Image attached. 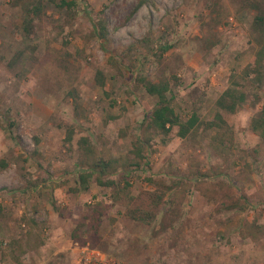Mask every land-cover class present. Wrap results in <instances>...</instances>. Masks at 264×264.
Returning <instances> with one entry per match:
<instances>
[{
	"label": "rangeland",
	"instance_id": "rangeland-1",
	"mask_svg": "<svg viewBox=\"0 0 264 264\" xmlns=\"http://www.w3.org/2000/svg\"><path fill=\"white\" fill-rule=\"evenodd\" d=\"M67 1L0 0V264H264V138L251 130L264 58L258 84L250 33L264 0L133 14L138 0ZM140 78L167 80L198 126L147 134L157 99ZM226 89L246 94L234 112L217 103ZM99 157L117 160L113 185L84 188Z\"/></svg>",
	"mask_w": 264,
	"mask_h": 264
},
{
	"label": "trees",
	"instance_id": "trees-1",
	"mask_svg": "<svg viewBox=\"0 0 264 264\" xmlns=\"http://www.w3.org/2000/svg\"><path fill=\"white\" fill-rule=\"evenodd\" d=\"M148 2L154 4L151 0H138L136 7L133 9L131 14H133L139 6ZM59 5L71 7L73 3L67 0H59ZM256 10L250 33L252 42L257 45L259 49L254 58V65L251 68V72L255 76V81L259 84L262 81L261 61L264 58V6L258 3ZM95 29L98 36H105L103 34L105 33V24L102 20L97 22ZM158 48L161 53H165L172 48V45H159ZM100 75L101 74L98 73V76ZM138 82L148 95L157 99L155 107L150 114V118L148 120H144L143 123L146 133L150 132L155 136L159 135L161 136L162 141L165 142V140L169 138L173 127H178L177 136L184 138L191 130L198 126L199 119L195 114H192L186 121H181L180 117L177 115L167 98V93L170 91L169 82L167 80L152 82L146 78H140ZM234 94L235 92L233 93L231 89H226L219 98L217 102L218 105L229 112H234L240 104L246 102V94L243 92H239L236 95ZM216 118L221 121L219 114L216 115ZM251 130L258 134L261 138H264V101L256 114V118L253 119ZM149 142L150 139L147 135H145L142 139H138L134 145V153L140 157L143 149L149 146ZM90 148L91 147L86 148L85 151L91 152ZM116 162L117 160L113 158L104 159L99 157L91 164H88L85 170L80 171L78 175L79 183L86 188L88 180L96 175L95 182L98 185H113L112 181H103V178L112 175L115 172ZM146 216L147 219H149L151 214H146ZM90 223H92V228L95 230L97 228V219H92Z\"/></svg>",
	"mask_w": 264,
	"mask_h": 264
}]
</instances>
